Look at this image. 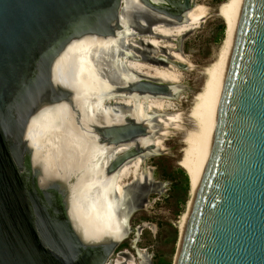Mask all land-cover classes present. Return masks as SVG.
<instances>
[{"label": "water", "instance_id": "95a60500", "mask_svg": "<svg viewBox=\"0 0 264 264\" xmlns=\"http://www.w3.org/2000/svg\"><path fill=\"white\" fill-rule=\"evenodd\" d=\"M166 1L0 0V264H110L130 236L150 192L121 200L117 178L160 151L158 115L97 118L116 98H178L125 63L142 13L187 22L194 0ZM175 264H264V0H243Z\"/></svg>", "mask_w": 264, "mask_h": 264}, {"label": "rangeland", "instance_id": "374dc122", "mask_svg": "<svg viewBox=\"0 0 264 264\" xmlns=\"http://www.w3.org/2000/svg\"><path fill=\"white\" fill-rule=\"evenodd\" d=\"M194 1L197 6L208 9V17L203 20L204 23L202 22L196 29L190 30L182 36L161 40L164 41L165 49L157 57L153 56L171 61L169 57L173 55L175 49V52H178L186 59L187 63L183 62V65L187 67L188 64L190 65L187 70L179 69L181 70L179 71L181 78L174 84L178 86L180 94L177 99H166L169 106L163 110L167 114L165 116L166 119H169L171 114L180 115L186 127L176 129L171 126L164 131H162V127L159 128L158 134L167 136L160 140L162 149L156 155L150 157L145 166L146 171L152 177L153 184L158 185V191L150 194L149 203L146 204L144 209L138 211L131 220V225L137 226L139 229L138 243L135 246L148 256V264H175L176 262L180 240L178 224L187 211L190 200L189 178L179 166V162L182 159V150L184 149V130L191 127L188 115L193 106L195 96L203 87L205 81L203 70L215 60L225 38L226 26L223 19L219 17L218 10L221 4L228 0ZM172 29H174L172 30L173 34L177 35L175 28ZM143 38L150 37L145 35ZM129 44L130 39L128 38L126 48ZM166 47H171V49H166ZM150 48L146 44L142 45L140 48L141 56H144ZM141 58V61H129L131 60L129 58L126 60L133 64H147L167 69L166 66L168 64L165 65V63L157 61L150 64L145 61L146 58ZM123 101L128 107L135 103L129 98L123 99ZM149 114L156 113L150 111ZM160 119L161 116H158L155 121L158 122ZM123 183L133 184V178L129 175L123 179ZM145 187L147 186L143 188ZM131 240H134V238L128 237L119 252L128 251L134 258H132L133 262H135L134 264H139L140 260L136 257L137 254L129 245L132 244ZM132 259L128 261L129 264H133ZM113 260L122 262L126 258H121L119 253L113 257Z\"/></svg>", "mask_w": 264, "mask_h": 264}, {"label": "bare ground", "instance_id": "6f19581e", "mask_svg": "<svg viewBox=\"0 0 264 264\" xmlns=\"http://www.w3.org/2000/svg\"><path fill=\"white\" fill-rule=\"evenodd\" d=\"M242 3L243 0H228L223 4H221V6L219 7L218 10L219 17L223 19L226 26L225 38L223 43L221 44V48L219 49L217 56L215 57V60L208 67H206L205 69L203 68L205 81L201 91L195 96L193 106L189 111V115H188L191 127L186 128V130H184L185 131L184 132L185 136L183 139L184 149L182 150V159L179 162V166L186 172L189 178L190 200L188 202L187 211L181 217L180 222L178 224L179 225L178 229L180 231L179 246L187 222L192 199L197 184L201 178L204 165L212 143L219 96H220L223 79L226 71V66L228 63L230 51L232 48L239 16L242 8ZM207 10L208 9H206L205 7L197 6V4L195 3L194 8L188 13V15H186L187 22L184 24H179L177 26H175V24L167 25L166 23H162V22L156 23V21L159 20L153 17H151L152 19H150L149 17V19L156 24H154L155 26L153 28V33H151L150 36H148L150 38H145L142 45L144 46V44L146 45L149 44L150 45L149 47L152 48V49L150 48L149 50L150 53L153 56L157 57V55H159L165 49L164 41L161 40L169 39V37L175 38L180 35L182 36L188 31L196 29V27H198L203 22V20L208 17ZM144 17L141 16L142 19L146 18L144 21H142V25L146 26L148 19L147 17L145 18ZM170 26L172 27L170 28ZM172 28H175V32L177 35L173 34L172 30L174 29ZM166 49H171V47L170 48L166 47ZM145 52H147V50H145ZM183 57L184 56H182L178 52H175L174 49L173 55L169 57L171 61L170 60H165V61H169L177 64H181V63L183 64V62L187 63L186 59H184ZM113 59H115L116 62L119 61L118 56H114ZM189 65L190 64H188V67ZM166 67L167 69L158 66H151L147 64L129 63V69L131 68L135 70L137 73L141 74L144 77H151L153 79H158L170 83L179 81L181 78V73L179 71L181 70H179L178 67L172 65H167ZM123 75L126 76L129 75V77H131L130 70L124 71ZM129 99H132L135 103L134 105H130L129 107H126L127 110L125 113H123L124 114L123 116L132 115V116H137L139 120H145L148 117L149 112L151 111L156 113L158 116H161V119L160 121H158V123H160L162 127V131H164L165 129L171 126L175 127L176 129H183V127H186L184 126L186 124H183L184 120L180 115L171 114L169 115V119L165 118L167 114L163 112V110L169 106V104H167L166 102V99L150 98V97L139 98L137 100L134 99L133 97ZM108 120L109 119H107L104 116H100L99 119L97 118L98 122H102V121L106 122ZM158 136L157 138L154 139L153 143L159 150H161L162 144L160 140L167 135L160 134ZM151 142L152 141L150 140V143ZM122 150L123 148L120 147L116 150V152ZM145 166L146 165L143 158L140 157L132 161L128 165H126L120 171L117 178V191L121 200L126 197L125 187L126 185H128L123 183V179L127 178L129 175L131 178H133V184L135 187L141 185V187L147 186L148 190L155 189V187H152L153 184L152 177L150 173L146 171ZM133 259H132V263L134 264L135 262H133Z\"/></svg>", "mask_w": 264, "mask_h": 264}, {"label": "flooded vegetation", "instance_id": "af4514ba", "mask_svg": "<svg viewBox=\"0 0 264 264\" xmlns=\"http://www.w3.org/2000/svg\"><path fill=\"white\" fill-rule=\"evenodd\" d=\"M153 4L157 5V6H164V7H170V5L168 4V2L166 0H150ZM193 5L195 6V1L193 3ZM193 6V8H194ZM142 17H147L148 21L146 23V26H143L142 25V21H144L145 19H142ZM152 19L151 17H153L152 15H150L149 13H142L140 15V18H139V25L140 26L138 28V31L136 32L135 36L133 38H130V44L128 45L127 49H126V53L129 55L128 57L126 56V59L129 58L131 60L129 61H141L142 58H141V46L143 44V41H144V36L146 35L147 37L150 36L151 33H153V28H154V24L156 23H159V21H156V23H153V21H151L150 19ZM150 24V25H149ZM149 25V26H148ZM169 25V24H167ZM171 25V24H170ZM144 29V30H143ZM147 29V30H146ZM143 30V31H142ZM127 44V43H126ZM148 47L150 46L149 44L147 45ZM144 57L146 58V62L150 63V64H153V63H156L155 61L157 60V62H164L166 59H156L153 57V55L150 53V51H148V53H146L144 55ZM126 66L129 68V62L126 60ZM133 70V69H132ZM148 78H151V77H148ZM119 101H120V104H119ZM123 102V103H122ZM116 103V104H115ZM125 105V106H124ZM116 106V107H115ZM128 107L126 103H124L123 99L121 98H116L114 100H110V102H106L104 104V117H106L107 119H109L108 121H106L105 123L109 122L111 119L110 122H116V123H120V121H122V118L124 117L123 113L126 112L125 108ZM120 110V111H119ZM114 113V115H113ZM119 118V119H118ZM117 119V120H116ZM120 152V151H117V153ZM130 185V184H128ZM126 185V187L128 186ZM152 187H155L154 190H149L150 194H153V193H157L158 191V185H155V184H152ZM157 187V188H156ZM149 194V196H150ZM149 196L147 198V203H149ZM146 203V204H147ZM142 210V209H141ZM140 211V210H139ZM134 217V216H133ZM132 217V219H133ZM131 219V220H132ZM131 228H132V232L130 234L129 237H133L134 240H131L132 241V244H129L135 251V253L137 254L136 257L139 258L140 262L139 264H148V256L145 254V253H142L141 250L139 248H137L135 245H137L138 243V238H139V229L137 226H133L131 225ZM125 245V242L124 244L122 243L121 246L117 249V251L115 252V254L113 255V257L117 254L120 253V257H124V259L126 258V260H123L122 263L121 261H114L113 260V257L111 258V261H110V264H129L128 261L130 259H132V255L128 252V251H124V252H119V249Z\"/></svg>", "mask_w": 264, "mask_h": 264}]
</instances>
